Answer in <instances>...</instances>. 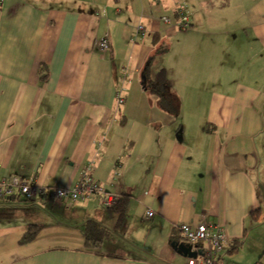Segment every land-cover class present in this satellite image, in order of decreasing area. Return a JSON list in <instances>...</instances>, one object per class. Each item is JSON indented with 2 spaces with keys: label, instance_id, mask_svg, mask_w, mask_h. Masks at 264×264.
Wrapping results in <instances>:
<instances>
[{
  "label": "crops",
  "instance_id": "obj_1",
  "mask_svg": "<svg viewBox=\"0 0 264 264\" xmlns=\"http://www.w3.org/2000/svg\"><path fill=\"white\" fill-rule=\"evenodd\" d=\"M160 46L149 80L164 71L176 115L143 88ZM204 96V119L180 122ZM12 178L49 192L88 178L129 201L118 218L101 196L0 193V264H187L176 228L200 222L226 236L220 264H264V0H0V185ZM88 225L107 233L100 254Z\"/></svg>",
  "mask_w": 264,
  "mask_h": 264
},
{
  "label": "built area",
  "instance_id": "obj_2",
  "mask_svg": "<svg viewBox=\"0 0 264 264\" xmlns=\"http://www.w3.org/2000/svg\"><path fill=\"white\" fill-rule=\"evenodd\" d=\"M178 27L181 30L190 27L189 16L183 6L178 9ZM167 20L165 19V22ZM143 27H138V32L143 34ZM98 49L105 53L109 49L107 38L101 39L98 43ZM118 103L122 104L123 99L119 98ZM15 189L25 197L26 200H33L39 196H53L56 200L64 203L83 202L93 196H101L103 205L112 208L115 205V199L105 192L101 185L96 182L83 178L79 184L72 189H54L52 191L44 190L33 184H24L18 178H12L9 182H3L0 186V193L5 196H11ZM148 212L147 216L152 217ZM184 243L190 247V252L195 254L194 258H188L187 264H220L219 250L221 244L226 241L224 233L215 226L205 222H200L196 226L181 224L178 226Z\"/></svg>",
  "mask_w": 264,
  "mask_h": 264
},
{
  "label": "trees",
  "instance_id": "obj_3",
  "mask_svg": "<svg viewBox=\"0 0 264 264\" xmlns=\"http://www.w3.org/2000/svg\"><path fill=\"white\" fill-rule=\"evenodd\" d=\"M162 50V47L156 49L154 56L150 58L147 62L146 67L143 71V77H145V81L143 82V88L150 92L157 95L159 99V105L162 110L166 111L167 113L176 115L178 113V98L172 92L167 78L164 74L163 70H160L152 80H149V68L151 64L154 62L155 55L158 54ZM29 201V200H28ZM128 197L122 196L119 200L115 202V205L111 208L114 210L118 218L122 216L124 210L128 204ZM178 231V227L176 228ZM38 234V229L36 226H30L27 232L23 235L19 243L21 245L27 244L32 242ZM107 233L103 231V229L98 228L95 225H88L85 228V236H84V247L86 250L94 252L96 254H100L99 248L101 247L102 241L104 236ZM239 242H233V249L235 250L238 248ZM259 264V263H258Z\"/></svg>",
  "mask_w": 264,
  "mask_h": 264
},
{
  "label": "rangeland",
  "instance_id": "obj_4",
  "mask_svg": "<svg viewBox=\"0 0 264 264\" xmlns=\"http://www.w3.org/2000/svg\"><path fill=\"white\" fill-rule=\"evenodd\" d=\"M175 55H176V52L174 50H172L170 54L168 53L166 56L163 55L162 57H159L158 58V61L160 62L159 65H163V62L169 61L170 58L174 59L173 56L175 57ZM183 99L187 102L190 101L189 97H186ZM194 100H196V98H194ZM207 101H208V97L204 96V97L200 98L198 101H195V102L191 101V102L187 103L185 106L189 107V108H191V106L194 105V103H195L197 111L194 113L193 112H183L181 117H180V122H182L186 125L201 122L206 115Z\"/></svg>",
  "mask_w": 264,
  "mask_h": 264
},
{
  "label": "water",
  "instance_id": "obj_5",
  "mask_svg": "<svg viewBox=\"0 0 264 264\" xmlns=\"http://www.w3.org/2000/svg\"><path fill=\"white\" fill-rule=\"evenodd\" d=\"M172 247H174L175 250H177V252L179 254H181L183 257H187V258H194L195 254L190 252V247L187 246L183 240L181 241H175L172 244Z\"/></svg>",
  "mask_w": 264,
  "mask_h": 264
}]
</instances>
